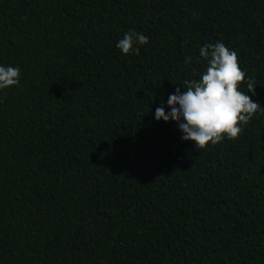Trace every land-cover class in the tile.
<instances>
[{"label":"trees","instance_id":"1","mask_svg":"<svg viewBox=\"0 0 264 264\" xmlns=\"http://www.w3.org/2000/svg\"><path fill=\"white\" fill-rule=\"evenodd\" d=\"M216 41L264 107V0H0V264H264V112L199 151L154 118Z\"/></svg>","mask_w":264,"mask_h":264},{"label":"clouds","instance_id":"2","mask_svg":"<svg viewBox=\"0 0 264 264\" xmlns=\"http://www.w3.org/2000/svg\"><path fill=\"white\" fill-rule=\"evenodd\" d=\"M147 43L148 37L142 32L128 29L115 46L127 56ZM198 52L199 59L206 62L199 79L185 80L183 91L177 87L168 95V110L162 102L155 108L154 118L157 122H176L181 139L194 142L193 146L199 151L224 139L237 138L257 112H264V107L248 95L255 92L254 80L246 79L234 49L216 41L203 44ZM191 61V56L184 58L186 64ZM20 75L18 66L0 64V91L18 87ZM245 80L247 93L240 90Z\"/></svg>","mask_w":264,"mask_h":264}]
</instances>
